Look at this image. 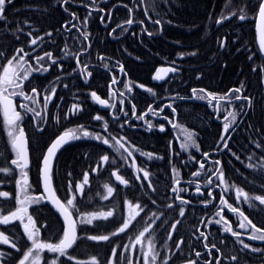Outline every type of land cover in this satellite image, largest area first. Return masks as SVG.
<instances>
[{
  "label": "flooded vegetation",
  "instance_id": "flooded-vegetation-1",
  "mask_svg": "<svg viewBox=\"0 0 264 264\" xmlns=\"http://www.w3.org/2000/svg\"><path fill=\"white\" fill-rule=\"evenodd\" d=\"M97 2L98 0H94V2L93 0H84L83 2L70 0L67 11L62 13L65 20L62 23L61 35H59L62 39L61 43H59L56 36L52 35L46 38H43L44 36L38 37L36 45H26L24 50L31 55L25 58L28 63L24 66L28 67L32 65L36 67L37 65L31 57L36 55L43 56L48 52L57 60V64L49 67L51 61L46 58L43 64L48 70L46 72L33 73L30 76V84L28 81L24 82L25 94L31 92V89L28 88L30 85L35 86L37 84V89L41 92V95L34 97L36 100L35 103L30 100H25L19 95L12 96L16 102L15 110L21 113V120L17 122L18 128L25 130L28 139L30 164L27 169L11 166L15 170L6 178L0 191L8 192L9 198L4 199L0 197V205H2L0 211L4 215H7L10 211H15L20 207V204L16 200L17 196L21 200H24L26 196L34 200L43 197L39 203H27L25 206L28 209V214L32 216L35 222V227L39 229L36 238L38 242L44 244H59L60 240L63 239L65 226L60 216L46 202L40 176L41 161L43 159L40 160L38 166L33 168L34 155L40 156L42 154L43 156L51 142L65 131H72L75 137L85 139L89 143V150L91 152H98L99 141L91 137L99 134L100 127L101 133L104 136L111 133L118 140L123 137L124 139L121 140V143L125 142L128 148H131L134 153V150L141 147L140 135L144 134L143 130H146V126L151 125V129L156 128L159 131L160 127L163 126L164 130L166 129L169 132L168 129H172L174 123H178L179 112H182L180 110L182 104L180 105L179 102L175 101L181 98L183 100L188 99L194 101L196 97L193 94V90L179 98L178 95L162 98L160 96H150L149 90L162 88L165 86V83H138L135 80L136 76H141L139 74H146L149 71L147 68L143 69L144 57L146 55H153L154 58H158L156 60L157 66L154 71L152 70V77L155 73V77H157L161 67L166 66V64H170L176 68L180 66L176 60L169 61L159 53L152 52L148 42H145L147 38L142 40L146 29L144 14V7L146 8V5L144 6L142 3L140 6L135 5L140 10L136 13L132 11L133 7L130 6L131 12L128 19L119 21L115 20V8L113 4H110L111 2L101 0L98 6L96 5ZM72 14H75L77 19H73ZM86 17L87 23L84 24L82 22ZM98 17L99 20L97 21ZM91 19H94L92 23L90 22ZM129 19L134 21L131 25L126 23ZM66 24H75L76 27L69 32L63 27ZM98 24L101 25L100 28H98ZM122 28L126 30H122ZM159 32L160 28H158L157 32H151L149 36L153 37ZM82 33H86L88 38L85 39ZM29 37L34 39L31 36ZM166 41L180 45L179 41L170 39H166ZM115 43L121 45L115 46ZM58 49L59 51L57 52ZM174 56L179 60L181 55L176 54ZM120 66H122L123 71L120 70ZM258 66V63L253 61L248 66L251 68L249 74L256 73ZM263 69L264 65L261 66V70ZM244 71H246L245 67H241L239 71H236L233 82L235 84L229 87L225 86L226 91L223 97L212 100L213 98L210 99L209 94L204 93L209 98L205 100L203 95H198L207 104V111L209 114H213L214 119L213 122L208 117L204 120V136L207 139V145L214 140L212 136L213 131L217 132L219 142L214 144V148L204 152H201L199 147L195 148L193 146L187 147L183 151L179 150L186 156L188 161H195L193 154L196 153L195 163L188 164L196 170L194 172L189 169L185 170L187 178L182 180V182H177V191H172V195H174L172 199L175 200L179 197L180 200L185 201L192 208L199 207L201 209L199 213L194 212V210L190 213L193 219H199L201 222L199 226H195V222L192 221L191 223L194 226L186 229L187 234L186 237H183L184 248L181 253V257L185 258L183 263L189 264L190 261H198V264H216L217 260H221V264H234L229 258H223L221 256V254H230L239 256V264H264V255L260 252L251 251V248L264 249V241L250 239L249 237L253 234V229L251 227L247 228V230L241 229L239 227L240 223H246V221L238 213L230 211L227 207V205H231L234 208H239V211L243 212L244 216L248 220H251L252 224L262 229L257 235L264 234V216L257 210L260 204L259 201L255 199L246 201L243 193H246L249 198L257 196L249 195L240 185L236 186V189H231L225 180L227 162L231 159L234 160L232 153H236L240 157L237 165L238 175H240L243 171V154L245 152L246 154L252 152L254 149L257 150L254 141L259 142L257 134L249 138L245 131L248 113L260 102L254 101L251 96L254 93L253 80L249 77H245L243 81L239 80L240 75ZM172 76L173 74L168 76L165 81L169 79V82H172ZM113 77L116 78V83H112ZM241 83L244 85L242 94L252 98V104L244 108L246 115L239 111V105L242 101L232 100L229 102L226 99V94L229 93V90L239 87ZM53 87L56 89V93L52 97L51 102L45 107L43 98L45 95H50V92L46 90H50ZM180 88L185 89L186 87L182 85ZM154 90L156 93L158 92V89ZM13 91L14 89L10 90L9 88L7 94ZM15 91H18V89ZM92 92L97 93L100 97L107 100L109 106H99L96 100L92 98ZM172 98L177 99L173 101ZM18 101L20 105L25 104L28 108L35 109V112H39L40 115H36L32 111H25L21 107V110L17 109ZM121 101H123L122 105ZM74 104L78 106L79 111L72 108ZM133 105L135 106V115H133ZM168 105H171V107H168ZM121 108H123V111H121ZM161 108H163L162 112L159 111ZM172 109H175V111L173 112ZM125 112L127 115H125ZM145 113L146 115H143V118H138ZM97 115L103 117V120L97 121L93 119ZM115 116L119 117L118 121L113 119ZM255 118L257 119V117ZM233 119H235V123H233ZM104 122H107L109 125L108 133L104 132ZM0 123L4 130L5 139L11 145V140L8 135L9 128L8 126H3L1 107ZM121 124H124L123 128L120 127ZM226 124L229 125L231 139L228 141V148H223L221 136L224 135V126ZM65 127L66 129H63ZM84 131L89 133V137L83 136ZM77 132H80L79 136ZM48 138L51 139L49 142H42V140ZM170 139L172 140L171 134ZM171 140L168 141L170 142ZM114 143V141H110V144ZM0 145L2 144L0 143ZM171 148H173V145H171ZM260 152L263 153L261 150ZM105 154L109 156L110 161L115 160V164H119L118 171L130 181L131 186L128 189H122L115 186L112 178L103 180V176L109 173L106 162L103 161L102 165L99 162L96 163L94 168L96 171L94 172L93 170L91 175L87 174L89 167L83 166H80V171H76L66 177L62 176L61 179L54 178L53 175L55 190L65 204H67L68 198H72V195L76 197L73 201V206L68 207L73 211L77 223V237L73 246L67 249V254L73 257L71 261L67 259V256H60L59 253H51L45 248L42 251V259L39 264H45V261H48L50 264L51 260L55 257H59V261H63L64 264H78V262L80 264H91L93 257L96 258L99 264H105L111 258V250L113 247L116 245L131 244L133 241L130 238L134 237L132 232L136 231L137 226L134 227L135 229L129 226L125 233L111 237V241L115 243L87 239L90 236L111 235L113 231H116L122 226V223H118L121 219V214L114 212V202L116 198L121 196L122 191L125 192L124 196L133 203V208L137 209L135 213L133 212L136 217L133 223H137V221L140 223L144 219H149L148 225H150V230L152 231V239L155 241L156 251L159 252L156 264H160V259L163 257L162 251L165 249L168 251V247L165 248L163 242L165 240V234L161 226L162 218L168 215L167 211L169 209L173 210L176 206L173 202H169L166 206L162 205L163 195L161 182L156 180L155 186L151 185L148 188L146 185L147 181L142 180V177L144 178V172L141 174L139 173L141 170L139 167L138 169L134 168L130 157V160L127 159L128 164L124 165L120 161L121 154L116 151L115 147H110L109 145H107ZM204 154H208V157L205 168L201 170L199 168V162L206 159ZM198 156L199 158L197 160ZM216 160L220 161V165L214 164ZM221 165L223 168V181L218 179ZM9 166L3 165L2 167ZM214 170L215 174L212 175L214 184L210 186L212 197H215L213 200L212 197L208 196L209 188H206L205 184L209 174ZM197 172L200 173L198 176L193 175ZM24 173H27L26 177ZM84 174L88 175V182L86 184L84 183ZM137 176L140 177V180L136 179ZM82 178L83 180H81ZM17 181H21V185L27 188L26 193L22 186L17 185ZM25 181L26 184L24 183ZM69 181L73 182V192L71 194L68 191ZM197 183L200 185V192L196 190ZM77 184L82 185V191L76 189ZM105 185L111 187L113 192L108 199L104 200L103 197L108 195ZM238 192L240 193L239 201L237 200ZM221 194H223L226 204L221 203ZM104 201L106 202L105 209L98 206L99 202L104 203ZM206 203L207 206H205ZM136 204L140 205L143 211H140V208L138 209L134 206ZM169 204L173 207L169 208ZM5 209L8 210L7 214L5 213ZM221 209L223 210L221 211ZM110 210L114 212L113 217L93 219L91 224L81 223V221L88 219L94 213L98 214L99 212H107ZM217 212H220V215H216ZM137 213L139 215H136ZM221 216H223V221L220 224L215 223V221L221 219ZM256 219H260V222H257ZM208 221H212V223H208ZM25 223H28L27 217H25ZM145 223L142 225H145ZM41 225H50V227H41ZM226 227H230L232 232L239 233V238L244 243H248L250 249L241 251L242 245L238 242L237 236L232 235V232L225 231ZM201 232L204 233L207 239H198ZM0 233L7 236L10 241L9 244L0 242V253L10 254L6 258V264H13V261H16V264H18L19 259L23 258L22 253L27 251V249L22 247L21 251H16L11 247V242L16 241L18 246L26 244L28 247H31V241H28L26 235L23 233L22 225L19 221H10L7 225L0 224ZM217 238L220 244L216 243ZM167 241L170 240L167 239ZM232 242L234 243L233 248L228 246ZM205 245H208V247L206 248ZM212 245H215V248H212ZM216 249H220V253ZM122 251V248L118 249V252ZM144 252H149L147 240H145ZM196 252L200 253L199 257H196ZM173 253L176 255V249L173 252H166L164 255L165 257H172L170 264H176L177 258L175 255L173 256ZM141 256L142 253H136L133 259L135 260ZM32 259L30 257L26 264H31Z\"/></svg>",
  "mask_w": 264,
  "mask_h": 264
},
{
  "label": "trees",
  "instance_id": "trees-1",
  "mask_svg": "<svg viewBox=\"0 0 264 264\" xmlns=\"http://www.w3.org/2000/svg\"><path fill=\"white\" fill-rule=\"evenodd\" d=\"M76 1L83 2L84 0ZM63 2L64 0H13V3L6 8L7 21H0V50L4 53V57H0V64L5 65L7 59H10L16 50L26 45L27 31H33L34 36L51 32L61 43L62 39L59 35H61L62 23L65 20L62 14ZM257 2L258 0H147V11L151 17L162 22L163 35L161 37H150L144 32L142 40L147 38L145 42H148L152 52L159 53L169 61L175 60L174 55L176 54L185 55L182 59V73L175 75L173 82H167L164 87L158 88L160 96L171 92L185 95L193 88H204L212 96L223 97L226 91L225 86L229 87L235 84L233 83L234 74L241 67H245L247 72L244 71L239 80L243 81L245 77L253 80L254 93L251 96L254 101L260 102L248 113L245 131L249 138L257 134L259 142L264 144V119H262L264 117V75L261 73V66L264 63L256 48L255 18L257 15ZM116 3L124 6H118L115 9V20L128 19L130 6L133 7L132 11L134 13L140 11L135 7V5L140 6V0H111L110 4L114 5ZM66 6H68V3ZM245 6L248 11L247 19L241 21L234 17L220 26L215 22L222 13H227L229 8L238 11L239 8ZM92 21L94 19L90 20L91 23ZM97 26L98 28L101 27L100 24ZM17 28H21L23 31L17 32ZM146 28L149 33L158 31L157 26L148 25ZM224 38L227 40L228 48L220 54L218 53V41H222ZM166 39L179 41L180 45L170 43ZM114 45L121 44L115 43ZM193 52L196 54L191 55ZM250 55L251 59H249ZM157 59L153 55L144 57L143 69L147 68L149 71L135 77L138 83L150 82L152 70L154 71L157 66ZM253 61L258 63L259 66L257 72L250 75L251 68L248 66ZM182 85H185L186 88H180ZM181 104V114L184 115L186 124L193 130L192 137L184 139L187 141V147L192 146L194 141L201 152L214 148V144L219 142L217 132H212L214 140L209 145H207V139L204 136V120L208 117L211 122L214 121L213 114H209L207 111V104L200 98L195 101H184ZM66 127L63 129H66ZM99 135L102 136L101 127ZM50 140L48 138L42 140V142L46 143ZM168 140H170L169 132L144 133L140 135L141 147L134 150L139 169H143L149 174L148 176L154 186L156 180L161 182L163 206H166L173 198L171 190L175 181L187 178L185 170L189 169L192 172L196 170L188 165L195 163L196 153L193 154L195 161H188L186 156L180 152L186 149L185 141L182 140L181 145L174 143L173 148H171ZM0 143L2 144L0 145V167H2L10 163L13 154L9 141L5 139L1 123ZM88 144L85 139H72L61 150L56 159L54 178L61 179L62 176L66 177L69 173L80 171V166L91 167L106 153L107 145L98 142V152H91ZM260 150L257 148V150L254 149L252 152L243 154V171L240 175L237 171L238 160L234 157V160L231 159L227 162L225 180L228 187L236 189V186L240 185L249 195L264 197V173L259 170L260 166L264 165V151L261 150L263 152L261 153ZM42 157V154L40 156L34 155L33 168L40 164ZM125 163L128 164V162ZM249 164L255 166V168L247 167ZM8 177L9 174L0 173V182H5ZM122 199L116 198L115 205L119 210L124 211L123 201L126 197ZM180 208L185 210L184 218L181 219L177 231V235L181 237L187 234L186 229L194 226L191 223L192 221L195 222V226H199L200 220L193 219L190 213L192 210L199 213L201 209L199 207L192 208L191 206L184 208L181 205L173 210L169 209L167 211L168 215L163 219L164 222H169V225L164 224L163 229L170 226L175 216L179 214ZM257 210L264 216L263 205L259 204ZM256 220L260 222V219ZM163 242L165 245L166 241ZM228 246L234 247V245ZM180 253L177 256L178 263L182 261Z\"/></svg>",
  "mask_w": 264,
  "mask_h": 264
},
{
  "label": "snow or ice",
  "instance_id": "snow-or-ice-1",
  "mask_svg": "<svg viewBox=\"0 0 264 264\" xmlns=\"http://www.w3.org/2000/svg\"><path fill=\"white\" fill-rule=\"evenodd\" d=\"M70 0H64V3L67 4L69 3ZM94 2V0H93ZM13 0H0V21H7V17L5 15L6 13V8L8 5L12 4ZM65 11H67V8L65 9ZM102 11V9H101ZM131 12V9L129 10ZM256 11H257V15L259 17L260 20L264 21V0H258L257 5H256ZM145 14L147 15V11L145 12ZM89 15H91V13H89ZM73 19H77V17L75 16V14H72ZM238 18L239 20L243 21L245 19L248 18V11H247V7H241L238 9V11H233L232 8L228 9L227 13H222L220 18H218L215 22L217 24H223L225 21H228L232 18ZM149 19H151V17H149ZM134 21L132 19H129L126 23L131 25ZM84 24L87 23V17L85 18V20L82 22ZM141 23H143V21H141ZM154 23L159 24L160 21L156 20L154 21ZM64 28H66L69 32H71V30L73 28L76 27L75 24H66L63 26ZM122 30H126L123 29ZM17 32H22L23 29L21 28H17L16 29ZM113 31H115V29H113ZM145 31H147L145 29ZM149 35H151V33H148ZM28 35H31V33H28ZM48 35L50 36L51 33H48ZM82 35H84V38L87 39V34L86 33H82ZM18 39V36L16 37ZM42 39V38H41ZM37 44V39H32L31 40V45H36ZM219 47L220 48H225L226 44L224 41H218ZM259 47L262 51H264V35L261 36L260 39V43H259ZM196 53L193 52L191 53V55H195ZM31 54L29 52H25V50L23 48H20L18 50L15 51V53L13 54V56L10 59H7V65H3L0 64V68L3 69V77H0V105H2L3 108V114H4V122L5 124L8 126L9 128V132L8 135L10 137L11 140V148L13 150V152L15 153V159H12L10 161V166L9 167H0V173H4V174H10L11 172H13L15 169L11 166H16L19 167L21 169L27 168L28 167V160H27V156H26V149L24 146V133L22 129L18 128V124L17 122L21 120V113L16 111L13 107V102L11 99V96H16L19 95L21 96L23 99L25 100H30L32 102H36V100L34 99V97H39L41 95V92L37 89L36 86H32L31 87V92L29 94H25L24 92V87H25V81H28L29 84L31 83L30 80V76L33 73H40V72H46L48 70V68L44 67L43 61L47 58L48 60L51 61V64L49 65V67H51V65H56L57 64V60L54 59L52 57V54L50 52L45 53L43 56L41 55H36V56H32L31 58L35 61V64L37 65L36 67H33L32 65H29L28 67H25L24 65L27 64V60L25 59L26 57H29ZM0 57H4V53L2 50H0ZM251 55L249 56V59H251ZM15 62V64H14ZM107 67V66H106ZM120 70L123 71L122 66H120ZM253 71H255V69H253ZM159 78V77H157ZM116 78L113 77L112 78V83H116ZM85 83H87V81H85ZM66 87V85H65ZM11 88L14 89L13 92L11 93H7V90ZM16 89H18V91H15ZM244 89V85L243 83H241V85L235 89H231L229 90V93L226 94V99L231 102L232 100L235 101H242V103L239 105V111L242 114L244 113V108L246 106H250L252 104V98L247 96V95H243L242 94V90ZM48 92H50V95H45L44 96V105L45 107L51 102L52 97L55 95L56 93V89L53 87L50 90H46ZM151 91V90H149ZM203 91V90H201ZM194 95L196 94V90H193ZM122 95V94H121ZM211 96V94H209ZM91 96L93 99L97 100L99 102L100 105L108 107V101L106 100H101L97 94L95 92L91 93ZM214 98V97H213ZM123 104V101H121V105ZM21 108L25 109V111H32L35 112V109L32 108H28L27 105L25 104H21L20 105ZM168 107H171V105H168ZM73 109H75L76 111H79V108L77 105H73L72 106ZM173 112L175 111V109H172ZM121 111H123V108H121ZM159 111H163V108L159 109ZM36 115H40L39 112H35ZM73 114H75V112H73ZM125 115H127V113L125 112ZM133 115H135V106L133 105ZM142 114L141 117L138 118H143ZM233 116H235V114H233ZM93 119L97 120V121H101L103 120V117L97 115L95 117H93ZM114 120H119L118 116L113 117ZM165 119H167V117H165ZM125 123H127V121H125ZM233 123H235V119H233ZM121 128L124 127V124L120 125ZM149 127H151V125H149ZM108 128L109 125L107 122L103 123V129L105 133H108ZM160 131H164L163 126L160 127ZM18 132V134H17ZM68 135V133H64L63 135L59 136L55 141H53L51 143V145L47 148V152L46 154H44L43 156V167H42V178H43V184L44 187L47 189L51 183V168H50V161L51 159L54 157V154L56 152V150L62 145V143L66 142L65 141V137ZM83 136L84 137H89V133L87 131L83 132ZM74 138H80V137H75ZM99 142H101L104 145H109L110 147H115L117 152H120L121 149H124V152L127 153V156L124 155V152L121 153L122 158L125 160V162H127V159L129 157H132V152L128 151L126 148H124V144L121 143V140H123L124 138L121 137L120 140H118L115 136H112L111 133H108L107 136H101L99 134L91 137ZM231 139V134L229 132V125H225L224 126V135L221 136V143H222V147L223 148H228V141ZM110 141H114V144H110ZM256 148L261 149L262 151H264V144L260 143V142H256L254 141ZM192 146L196 147L195 142H192ZM185 148H187V145H185ZM230 151V149H229ZM206 159L204 161L199 162V168L201 170H203L205 168V163L207 162V157L208 154H204ZM232 155L239 160L240 157L238 155H236V153H232ZM249 159H251V157H249ZM103 162H109V156L108 155H103L102 157ZM134 160V157H133ZM111 164H115V160L110 161ZM215 165H220V161L216 160L214 162ZM247 167L249 168H255V166L249 164L247 165ZM118 170V169H117ZM259 170L264 173V165H261ZM219 172H220V176L218 177V179H220L221 181H223V168L222 165L219 168ZM200 173H194L193 175H199ZM215 174V170L209 174L207 182L205 184L206 188H209L208 191V196L212 197V191L210 186H212L214 184V181L212 179V175ZM69 175H71V173H69ZM148 173L144 172V180H148ZM24 176H27V173H24ZM117 180H120L121 183H125V181L121 180V177L119 175L116 176ZM137 180H140V177L137 176L136 177ZM88 182V175L84 174V183L86 184ZM26 184V181L24 182ZM17 185L18 186H22L21 185V181H17ZM148 186L151 187V182L149 181ZM23 187V186H22ZM105 187L107 188V193L108 195L104 196V199H108L109 196H111L113 189L111 187H108L107 185H105ZM76 189L77 190H81L82 191V185L77 184L76 185ZM23 190L25 191V193L27 192V188L23 187ZM196 190L197 192H200V185L197 183L196 185ZM68 191L71 194L73 192V182L69 181V185H68ZM173 192H176L177 189L173 188L172 189ZM202 194V193H201ZM244 198L246 201H250L251 199H255L257 201H259V203L261 205H264V197H254V198H249L248 195L246 193H243ZM239 196L240 193L238 192L237 195V200L239 201ZM0 197L4 198V199H8L9 198V193L8 192H0ZM43 199V197L38 198V199H33L31 197H25L24 200H21L19 196L16 197L17 202L20 204V207H18L15 211H10L9 214L4 215L2 211H0V224H9L10 221H19L20 224L22 225L23 228V233L26 235L27 240L31 241V247H28V245L24 244L21 246H18L16 241H12L11 242V247L13 249H15L16 251H21V248H26L27 251L23 252V258L19 259L18 264H26L27 261H29V258L32 257V261L31 264H39L40 262V253L46 248L49 252L51 253H59L60 256H67V259L69 261H71L73 259V257L69 254H67V249L71 248L73 246V244L76 241V236H75V232H76V223L75 221H70L69 220V214H67V212H65L64 214V219L65 221H68L64 227V231H63V239L60 240L59 244H44V243H40L38 242V239L36 238L37 233L39 232V229L35 227V222L32 219V216L28 214V209L25 206L27 203H39L41 200ZM76 199L75 195H72V198H68L67 199V205L68 206H73V201ZM177 199H180L179 197H177ZM212 199L214 200L215 197H212ZM153 203H155V201H153ZM185 203V201L181 200V204ZM221 203L222 204H226V201H224V197L223 194H221ZM207 206V203L206 205ZM129 207H131V205H129ZM137 208H140V211H143V208L140 205H136ZM169 208H172L173 206L171 204L168 205ZM227 207L229 208L230 211L234 212V213H238V215L240 217H243L244 221H246V223H240L239 227L241 229H245L247 230V228L251 227L253 229V234L251 235V237H249L252 240H260V241H264V234L261 235H257V233H260L262 231V229L257 228L255 224H252L251 220H248V218L246 216H244L243 212L239 211V208H234L231 205H227ZM0 209H2V205H0ZM223 209H221L222 211ZM136 215H139V213H137ZM216 215H220V212H217ZM114 216V212L112 210L107 211V212H99L98 214H92L88 219L81 221V223H86V224H91L93 219H98V218H104L107 219L108 217H113ZM179 216L183 217L184 216V210L183 208H180L179 211ZM25 217H27V221L28 223H25ZM135 216H128L127 218H123V223L122 226L119 227L116 231H113L111 233V235H98V236H90L87 237V239L90 240H94V241H111V237H115V236H119L121 233H125L131 222L135 219ZM223 221V216H221L220 220L215 221V223L220 224ZM181 221L177 220L175 223H173L171 225V230L168 233L167 239L171 240L172 239V232L175 231L176 229V224L180 223ZM137 223H139V221H137ZM208 223H212V221H208ZM31 226V228H30ZM41 227H50V225H41ZM225 231L227 232H232V229L230 227H226ZM147 234V235H146ZM232 235L237 236L238 242L242 245V249L241 251L244 250H248L250 249V245L248 243H244V241L242 239L239 238L240 234L236 233V232H232ZM200 238H204L207 239L206 236H204V233L201 232L200 233V237H198V239ZM133 242L131 244H123V245H116L115 247L112 248L111 250V258H109L105 264H141V260H142V264H156L157 258L159 257V252L156 251V245H155V241L152 239V231L150 230V225L149 226H145L143 227V229L141 231L138 232V234L134 237L130 238ZM143 240H147V243L149 245V252H144L143 246H142V241ZM0 242L4 243V244H9L10 241L8 239L7 236H4L3 233H0ZM112 243H115L114 241H111ZM183 240L179 241V242H175L174 243V248L177 250H181V245L183 244ZM140 246V247H138ZM205 247L207 248L208 245H205ZM122 248L123 251L122 252H118V249ZM212 248H215V245H212ZM211 251V250H209ZM216 251L218 253H220V249H216ZM251 251L253 252H260L262 255H264V249H259V248H251ZM136 253H142L141 257H138L137 259H133V256H135ZM10 254L8 253H0V264H6V258L9 256ZM175 255V253H173V256ZM196 257L200 256L199 252L195 253ZM221 256L223 258H229L231 261L234 262V264H239V256L237 255H230V254H221ZM172 260V257H162L160 259V264H170V261ZM59 261V257H55L51 260L50 264H58ZM13 264H16V261H13ZM45 264H49L48 261H45ZM59 264H64L63 261H59ZM78 264H80V262H78ZM91 264H99V262L96 260L95 257L92 258V262ZM189 264H198V261H190ZM216 264H221V260H217Z\"/></svg>",
  "mask_w": 264,
  "mask_h": 264
},
{
  "label": "water",
  "instance_id": "water-1",
  "mask_svg": "<svg viewBox=\"0 0 264 264\" xmlns=\"http://www.w3.org/2000/svg\"><path fill=\"white\" fill-rule=\"evenodd\" d=\"M257 38H258V45L260 43V39H261V36L264 35V21L260 20L259 17H258V20H257ZM262 51V50H261ZM263 55H264V51H262ZM163 74L165 76L166 74V71L163 70L161 72V76L160 78L164 79L163 78ZM68 135L65 137V141L64 143H62V145L56 150L55 154H54V157L51 159L50 161V168H51V183L49 185V187L46 189L44 187V184H43V189H44V192L47 196V201L51 204V206L55 209V211L57 213H59L61 216H62V219L64 220L65 224L68 222V221H65L64 219V214L65 212H67V214H69V220L70 221H74L70 211L65 207V205L59 200V198L57 197L55 191H54V188H53V184H52V167H53V164H54V161H55V158L57 156V153L59 152V150L68 142L70 136H71V133L67 132ZM64 134V133H63ZM62 134V135H63ZM61 136V135H60ZM58 138V137H57ZM56 138V139H57ZM24 139V146H25V149H26V156H27V160H28V149H27V141H26V138H25V135L23 137ZM55 139V140H56ZM54 140V141H55ZM42 167H43V164H42ZM43 174H42V168H41V178H42ZM42 183H43V178H42ZM75 235H76V232H75Z\"/></svg>",
  "mask_w": 264,
  "mask_h": 264
},
{
  "label": "bare ground",
  "instance_id": "bare-ground-1",
  "mask_svg": "<svg viewBox=\"0 0 264 264\" xmlns=\"http://www.w3.org/2000/svg\"><path fill=\"white\" fill-rule=\"evenodd\" d=\"M98 3H99V1L96 3L97 6H98Z\"/></svg>",
  "mask_w": 264,
  "mask_h": 264
}]
</instances>
